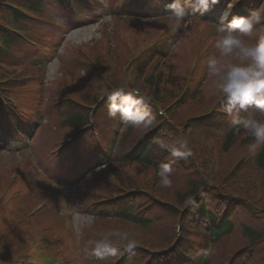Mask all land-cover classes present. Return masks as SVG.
<instances>
[{"label": "rangeland", "instance_id": "1", "mask_svg": "<svg viewBox=\"0 0 264 264\" xmlns=\"http://www.w3.org/2000/svg\"><path fill=\"white\" fill-rule=\"evenodd\" d=\"M13 1L28 6L31 0ZM109 4L114 6V3L108 0ZM34 7L41 8L43 18L38 20L23 17L22 27L31 33L32 42L36 45L29 42L17 44L14 47L16 55L6 60L7 64L2 67L4 73L2 76L15 75L9 83L19 109H28V116L39 118V124L30 133V141L24 149H0V258L3 262L13 264L21 258L24 251L35 253L43 248L48 249L50 253L52 250L59 258L80 250L82 253H79L78 257L83 254L81 259H84L87 254L83 249L89 241L85 232L102 236L106 230L114 228L130 230L135 234L137 241L159 246L154 245L156 234L148 232L149 229L144 231L135 225L113 222L108 218L101 220L99 215L84 209L87 202L93 200L97 202L104 197L122 194L116 177L102 174L104 170L100 169L94 172L97 174H90L81 180V183L67 180L60 159L55 155L60 152L63 154L64 151L58 150V147L72 135V128L67 126L64 114L90 112L91 104L100 98L99 90L107 88L106 79L114 84L124 81L135 82L138 78L136 73L143 66L141 60L145 50L152 48L155 41L169 34L172 38L163 48L164 55L153 50L151 58L163 62L172 69V87L164 85L166 92L168 88L170 89L165 103L171 104L170 115L174 114V122L178 123L192 114L200 115L213 110L209 115L194 121L199 128L193 135L199 142L192 143L190 147L199 158L198 163L202 165L205 173L218 183L230 185L233 182L235 186L230 189H245L254 184L251 172L244 173L251 169L250 163L254 155L247 151V145L252 142L248 138L249 135L240 130L230 149L227 152L221 149L222 140L231 124L230 117L215 112L221 94L214 88L212 79L207 74V62L205 65L207 61L205 53L218 55V50L214 46V27L196 20L188 21L180 29L173 31L169 18L127 22L126 19L114 17L101 26L102 31L110 33V39L96 40L89 38L94 37L97 25L82 24L80 27L64 28L62 14L65 11L56 5L55 0H42ZM5 10L8 17L19 14V11L12 7H5ZM217 12L211 15V20L216 18L214 16ZM29 14L33 15L32 12ZM75 18L81 19L79 16ZM40 45L53 52L51 58L46 60L47 71L43 79L39 78L37 69L36 71L32 69L33 65L29 58L32 49ZM75 63L84 70L90 69V73L84 78L80 77L82 71L74 69ZM67 70H73V73L68 74ZM26 76L31 78L28 79ZM174 86L181 90L178 92L173 90ZM194 90L196 91L193 92ZM177 98L179 99L176 100ZM102 105L104 99H101L92 111L93 123L100 134L110 137L116 124L105 115L104 108L99 109ZM257 116L260 118L258 113ZM213 119L216 123L210 126L209 123ZM154 124H157L156 120ZM162 124L166 126L165 122ZM144 130L146 129L135 128L130 137ZM120 132H124L123 126H120ZM83 145L81 146L80 142V146L76 144V147L83 150ZM79 155L85 161L83 165L85 168H91L98 162L96 158L89 159L87 154ZM183 166L189 170L186 164L181 165L182 168ZM183 169L180 173L172 175L170 188L161 190L163 187L160 185L158 189L161 194H155L160 200L172 202L176 186H178L176 189L183 190L187 188V182L196 181L197 185L200 183L201 174L195 173L185 174L187 179L183 183L179 178L183 174ZM41 171H45L57 183L68 184V187L56 183H53V186L49 185ZM120 172L121 176L131 177V182L142 189L150 192L155 189V185H152L154 177L150 171L135 174L132 167H127ZM231 172H235L236 175L231 177L229 175ZM259 172L264 180V168ZM242 173L244 176L240 175ZM128 186L131 184L128 183ZM161 204V207L154 209L158 211L166 207L164 203ZM74 209L81 214H92L96 217L95 223L83 230L77 242L72 237V234L76 235L72 223ZM238 215L240 219L253 224H260L264 220V211L253 212L250 208L245 212L240 210ZM189 236L194 248L205 244V236L200 231H191ZM226 241L227 244L222 242L212 247L211 264H225L230 255L225 258L222 255L231 246L238 247L247 242L239 230ZM77 261V256L67 260L69 264H76Z\"/></svg>", "mask_w": 264, "mask_h": 264}, {"label": "clouds", "instance_id": "2", "mask_svg": "<svg viewBox=\"0 0 264 264\" xmlns=\"http://www.w3.org/2000/svg\"><path fill=\"white\" fill-rule=\"evenodd\" d=\"M108 3V0H100ZM237 0H232L215 23L214 46L218 55L207 59V74L214 88L221 94L218 110L230 117V124L237 131L243 130L251 138L247 145L249 154H255L264 147V38L254 40L257 25L264 24V8L251 11L248 15H234L229 20L231 8ZM219 0H172L167 5V15L172 30L180 29L190 16L202 17ZM104 23L111 16L103 18ZM103 38V31L97 29L94 39ZM99 96L107 100L108 115L119 116L120 120L134 128L151 129L155 126V116L148 106L147 97L138 87H130L127 81L109 90L102 88ZM155 144L170 158L161 161L156 167L158 183L164 187L172 185L174 165L178 160H187L193 155L189 140L182 136L156 138ZM189 202H194L189 198ZM92 214H81L75 209L72 214L74 231L79 238L85 228L95 223ZM138 246L135 234L130 230L114 228L106 230L94 241H88L83 251L99 259L119 257L124 252H133Z\"/></svg>", "mask_w": 264, "mask_h": 264}, {"label": "trees", "instance_id": "3", "mask_svg": "<svg viewBox=\"0 0 264 264\" xmlns=\"http://www.w3.org/2000/svg\"><path fill=\"white\" fill-rule=\"evenodd\" d=\"M64 120H68V123L72 124L73 126H78L82 122V117L79 116H70V117H64ZM233 135V134H232ZM231 135V136H232ZM232 137L229 138L228 143H230ZM152 156V144L149 145L146 150L140 155V157L137 159V163L140 165H146L152 168H155L158 166L157 161L153 159ZM260 163L262 166H264V151L260 155ZM115 166L109 165L106 172L112 173L114 172ZM181 171H174L175 173H180ZM236 175V174H235ZM233 175V176H235ZM183 183L186 181V175L185 171H183V174L179 177ZM173 179V177H172ZM193 181V180H192ZM247 182V181H246ZM194 183V184H193ZM196 181L193 182H187V188L185 189H176L178 186L175 187V200L178 203L184 202L186 199L191 198L194 193L197 191V184H195ZM248 183V182H247ZM252 183L249 188L245 189H230L234 188L235 184L231 183L230 185H224L221 184L222 189L221 191L225 194H233L238 197H241L245 200V202H242V205L238 206L236 205L237 213L240 210H243L244 212L250 208L253 212H259L264 211V180L262 179L260 186H258L257 181L253 178ZM218 184L217 180L213 179V185L215 186ZM219 194V193H218ZM215 194V195H218ZM214 193H212V196ZM214 197V196H213ZM209 199L210 203V210H209V216H208V223L209 229L211 231V235L213 238L214 246H217L219 243L225 242L224 244H227V238L230 237L233 233L236 232L234 230V224L230 220H220L219 223H217L216 216L221 212L220 210L225 206L226 200L220 201L218 200V203L220 205H217L216 208H212L214 198ZM197 205V200L196 202ZM193 204V205H194ZM238 207V208H237ZM225 208L223 209V211ZM157 217H156V227L159 231L166 230L168 227H170L172 221L174 220L176 213L175 211L170 207L162 208L161 210L156 211ZM134 212L132 208H128L125 212H123L122 216L127 221H133L135 223H141L143 222L136 217L133 216ZM238 220V218H236ZM203 227H206V223H203ZM239 233L244 236L246 243H244L241 246L234 247L231 246L223 255L222 257H228L229 255L232 256L235 252H237L240 249H245L242 253L245 254L247 252L248 248L253 249L254 257L249 260L246 263H243L242 261L238 262V264H264V251L260 250L261 246L264 245V220L261 221L260 224H253L248 223L245 220L240 224ZM226 247V245H224ZM229 260V259H228Z\"/></svg>", "mask_w": 264, "mask_h": 264}]
</instances>
